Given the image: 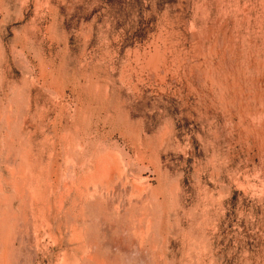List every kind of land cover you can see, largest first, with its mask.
Here are the masks:
<instances>
[{"label":"rangeland","instance_id":"1","mask_svg":"<svg viewBox=\"0 0 264 264\" xmlns=\"http://www.w3.org/2000/svg\"><path fill=\"white\" fill-rule=\"evenodd\" d=\"M0 264H264V0H0Z\"/></svg>","mask_w":264,"mask_h":264}]
</instances>
